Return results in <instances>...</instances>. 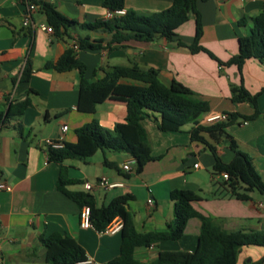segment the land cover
I'll use <instances>...</instances> for the list:
<instances>
[{"label":"crops","instance_id":"0c3cea01","mask_svg":"<svg viewBox=\"0 0 264 264\" xmlns=\"http://www.w3.org/2000/svg\"><path fill=\"white\" fill-rule=\"evenodd\" d=\"M103 2L0 0V112H5L10 104L29 101L22 116L11 118L0 127V181L10 187L9 191H0V264H45L44 249L38 239L54 233L75 240L93 264H106L119 252L120 231L105 234L80 226V210L56 189L59 168L47 162L45 141L73 144L75 130L93 120L102 129L112 130L115 124L124 121L127 99L142 84L121 79L101 103L82 102L77 70L56 72L44 68L67 49L75 51L89 84L97 83L103 78V71L115 66L136 65L142 70H157L163 85L176 81L208 104V112L199 117L200 123L216 115H252L251 103L232 99L230 88L242 85L250 96H257L259 115L227 131L264 182V64L246 60L239 73L234 66H220L204 52L191 53L176 47V40L187 46L193 42L192 14L178 28L173 41L163 38L130 41L112 46L111 50L78 48L81 39L105 40V33L76 26L49 34L39 28L48 25L41 8L44 4L81 25L104 20L107 10ZM30 4L37 9L30 13L29 24L24 25ZM170 4V0H124V10L148 16L168 9ZM196 10L201 24L199 45L225 63L238 53V39L248 35L251 27L248 19L264 12V0L197 1ZM242 19L247 20L239 25ZM26 68L30 76L27 82H22L20 78ZM63 126L66 131H62ZM142 126L151 156L157 160L148 162L140 173H135L133 159L124 153L99 150L84 160H66L63 164L68 167L69 178L80 181L78 188L75 185L68 189L84 191V183L94 185L102 176L110 183H121L122 187L113 189L97 187L91 194L98 207L106 206L118 196L130 195L132 199L126 209L139 233L164 232L173 224L169 192L175 189L193 194L196 197L193 208L208 216L220 232H264V197L251 193L250 200L242 201L219 196L213 186V156L202 145L190 141L192 124L175 133L160 132L151 119L143 120ZM216 149L222 162L232 160L233 152L226 140L219 142ZM125 163L131 167L128 174L121 170ZM148 200L152 201L151 206L147 205ZM199 227V220L192 218L180 240L137 248L134 257L150 264L160 251L193 252ZM251 257L244 258L242 263L246 259L247 263L258 261L264 257V251Z\"/></svg>","mask_w":264,"mask_h":264},{"label":"trees","instance_id":"16d2710c","mask_svg":"<svg viewBox=\"0 0 264 264\" xmlns=\"http://www.w3.org/2000/svg\"><path fill=\"white\" fill-rule=\"evenodd\" d=\"M197 1L205 0H170L168 9L148 16L137 15L131 10H125L122 16H112L110 19L78 25L59 14L49 4L41 6L45 13L47 24L54 32L78 26L90 32H101L107 35L105 40L90 41L88 38L79 41L80 50L96 51L111 50L112 46L130 41L151 42L157 38L173 41L176 31L185 24L188 16L195 18L194 37L191 45H185L176 40V47L186 48L191 53L204 52L216 60L220 66H234L239 73L246 60L255 59L264 64V12L249 18L251 27L248 35L238 39V53L225 63L219 62L209 51L199 45L201 24L196 10ZM109 12L124 9V0H104L102 4ZM247 19L238 22L243 24ZM45 69L56 72L77 70L79 74L80 101L101 103L115 83L121 79H129L142 84V88L132 93L126 102V115L122 123H117L112 130L102 129L93 120L75 130L76 142L63 143L60 148L46 147V160L58 166L57 191L72 201L80 210L89 209L90 226L97 232H103L106 226L116 217L122 221L120 230V247L118 255L106 264H144L134 257L137 248H147L161 241H178L183 237L188 220L197 218L200 222L196 247L193 252L160 251L150 264H238V254L241 248H264V232L236 231L223 233L213 224L208 216L197 212L192 204L196 197L183 190L175 189L169 192V200L173 204L174 222L168 225L164 232L139 233L134 228L132 217L126 209V204L132 199L130 195H122L111 200L106 206H96L94 196L85 191H72L70 186L79 185L80 181L70 179L66 160H84L97 151L124 153L135 162V173H140L150 161L157 160L151 156V149L142 121L151 119L162 133L180 132L187 124H192L189 130L190 141L207 149L213 156L212 177L213 186L219 196L236 200H250V194L257 192L264 197V182L252 165L250 158L238 150L236 141L227 129L236 124L254 120L259 112L256 97L250 96L242 85L231 87L232 99L247 101L254 107L250 116L239 114L227 115L224 121L200 123L199 117L208 112V104L196 98L193 93L172 81L168 86L158 79L155 69L142 70L136 65L129 67L115 66L110 71H103L104 76L95 84H89L84 77V66L76 58L73 49H67L55 62L44 65ZM30 71L24 69L20 80L27 82ZM29 106V101L10 104L5 112H0V127L9 119L22 116ZM226 140L233 152L230 162L224 163L217 153L216 146ZM264 146V140H263ZM226 174V178L221 175ZM42 245L45 264H83L86 255L83 248L72 238L58 233L39 239ZM264 257L256 262L242 264H263Z\"/></svg>","mask_w":264,"mask_h":264},{"label":"built area","instance_id":"2783aa9c","mask_svg":"<svg viewBox=\"0 0 264 264\" xmlns=\"http://www.w3.org/2000/svg\"><path fill=\"white\" fill-rule=\"evenodd\" d=\"M46 1H53V0H46ZM36 9H37V7L35 5H33V4L28 5V12H27L26 17H25L24 22H23L24 25L29 24L30 13L35 11ZM124 12H125L124 9L115 10L113 12L107 11L105 14L104 20L110 19L114 15L115 16H122L124 14ZM39 28H40V30L45 31L49 34H51L53 32L52 27H50L49 25H40ZM73 48L74 49L77 48L75 42H73ZM226 118H227V115H216V116L207 118L205 123H214V122H218V121H224ZM66 130H67V127L63 126L62 131H66ZM62 144L63 143H61L60 141H50V140L45 141V146L51 147V148H60L62 146ZM133 162H134V160H133ZM194 167H197V165H195ZM121 170L125 174L130 173L131 172L130 164L129 163L123 164L121 166ZM221 177L225 179L227 176H226V174H222ZM97 187L103 188V189H113L115 187H122V184L121 183H110L108 181V179L104 176L97 179V181L94 185H91L88 183L83 184L84 191L88 192V193H91ZM9 190H10V187L6 183L0 181V191H9ZM147 205L151 206L152 201L148 200ZM79 218H80V226L82 228L91 227L90 223H89V209L87 207H83L80 209ZM121 228H122V221L120 220V218L116 217L106 226V228L101 233L115 234V233L119 232L121 230ZM83 264H93V263H92V261L86 259Z\"/></svg>","mask_w":264,"mask_h":264},{"label":"rangeland","instance_id":"374dc122","mask_svg":"<svg viewBox=\"0 0 264 264\" xmlns=\"http://www.w3.org/2000/svg\"><path fill=\"white\" fill-rule=\"evenodd\" d=\"M74 188H78V185H76ZM255 195L261 196L259 195L257 192H253ZM263 197V196H262ZM242 252L238 255V264H242V261L244 260V258H252L251 256H254V253H260L261 251H264V249L262 248H256V247H244L241 249ZM248 259H246L247 261Z\"/></svg>","mask_w":264,"mask_h":264}]
</instances>
